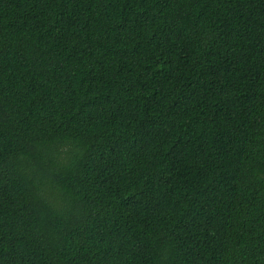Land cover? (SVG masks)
Segmentation results:
<instances>
[{
    "label": "trees",
    "instance_id": "16d2710c",
    "mask_svg": "<svg viewBox=\"0 0 264 264\" xmlns=\"http://www.w3.org/2000/svg\"><path fill=\"white\" fill-rule=\"evenodd\" d=\"M0 264H264V0H0Z\"/></svg>",
    "mask_w": 264,
    "mask_h": 264
}]
</instances>
